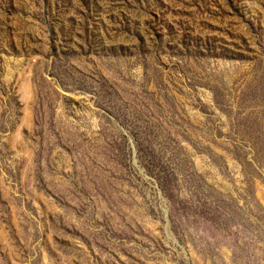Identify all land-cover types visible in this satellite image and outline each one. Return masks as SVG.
Instances as JSON below:
<instances>
[{
    "label": "rangeland",
    "instance_id": "obj_1",
    "mask_svg": "<svg viewBox=\"0 0 264 264\" xmlns=\"http://www.w3.org/2000/svg\"><path fill=\"white\" fill-rule=\"evenodd\" d=\"M0 264H264V0H0Z\"/></svg>",
    "mask_w": 264,
    "mask_h": 264
}]
</instances>
